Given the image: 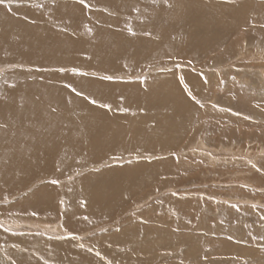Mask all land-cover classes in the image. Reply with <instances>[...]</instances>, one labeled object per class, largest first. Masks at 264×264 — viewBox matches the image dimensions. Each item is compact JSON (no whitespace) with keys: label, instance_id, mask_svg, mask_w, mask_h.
I'll return each mask as SVG.
<instances>
[{"label":"rangeland","instance_id":"374dc122","mask_svg":"<svg viewBox=\"0 0 264 264\" xmlns=\"http://www.w3.org/2000/svg\"><path fill=\"white\" fill-rule=\"evenodd\" d=\"M98 1L3 0V2L0 3V16H4L6 13H9L8 15L12 14V16L23 20H30L26 15V12L31 7V10L29 11H35L38 14L42 13L40 16L41 19L38 21L47 23L53 22V24H58L61 23L58 22L60 19L58 11H60L61 7H65L67 17H63L61 19L68 18L74 20L75 23H78V25L76 24L77 26H74L76 28L71 26H66L64 28L66 30L70 29L68 30L69 33L77 31L81 34L84 32L86 36H90L91 33H95L96 36L94 37V34H92L90 36L91 38L89 37V40H91L94 44L96 43L95 46L97 47H95L94 44L93 46L96 49L98 48L97 51L100 50L102 53H105L103 55H109L107 57L112 56L118 59L124 58V56L128 54L132 57V63H137L142 67L139 71L129 74L121 71H117L118 73H116L115 69H110L113 66H106L104 69H90V71L86 70L83 72H91L93 75L95 74L96 77L98 76L97 78L102 77L103 79L111 76L112 79H105L110 81L109 84H119L124 87L128 85L135 86L137 89H140L139 91L141 94H151V92H153L155 95L148 96L150 100L152 99V101L158 99L165 102H170V100L173 102L172 97L174 98V94L173 92L170 93L171 91L169 89L175 86H173L172 83L170 84V82L167 83L169 76L163 72V69H177L187 66L188 68L190 67L193 69L194 67L199 68L200 72L208 71L209 74H211L210 77L208 76L210 79L207 77H201V87L198 92L199 98H197V95L193 97V90L186 87L185 82L182 81V89L184 88V90L188 91L190 101H195V103L198 104L197 107L199 106V112L197 107L195 110L192 109L193 115L191 114V120H185L183 123H186L185 126H187L185 127L183 124L181 125L186 128V131L183 132L182 135H180L178 127H173V135L170 136V140L177 146L175 149L173 148L174 152H170V147H168L169 149L160 145L158 147V144L153 143L154 141L150 144L151 146L152 143L155 144L152 147L147 145L146 148L145 146L143 150L146 151H144V153H140L143 151L142 149H132V146L125 143V145L122 146L127 147L128 151L126 149H120L122 146L118 147V149H114L115 152H124V156H120V154L116 156V158L115 156L111 157L107 159L106 162L102 163V165L99 164L98 168L91 167V164H80L79 159L76 160L74 157H71L73 162L71 163L72 165H59L51 172V176H47L51 183H53V181H58V183H53L56 186H59L61 182L58 180L60 178L57 176H59V174L63 176L64 180L59 188L62 189V194L66 193L65 202L66 205H69L67 206L68 209H71V211H87L85 216L88 219H94V227L93 224L90 225V223L87 226L90 228L83 225L80 230L78 227L79 231L77 230L76 232L78 234L77 236V234L75 235L61 230H56V233H54V231H47L45 233V229L44 231L36 230V228L33 229L30 225L28 226L25 224L27 219H29L27 221L35 220V222L38 221L36 219H39L38 222H40V219H42L41 217L48 214L49 220L47 219L45 222L49 225H54V223L57 222V218H59V208H56L57 204H54V206L53 204H46L45 208L50 210L49 212L43 213V215H41L42 213H33V219L31 217L27 219L25 217H23V219L22 217H16V219L23 220H21V230H17L16 228L11 229L9 227L11 223L7 222V220H10L0 211V230L3 231V233L9 230L7 232L8 235L11 237L14 236L15 240L17 239V236H23L13 235L12 233L14 232L16 234L24 233L34 235L41 233V235L47 237H60V239L64 240L76 239L75 237H77L80 238V240H83V247H86L90 250V252L94 251L93 253L94 255L96 254L95 256H101L99 261L103 264H264V75L261 73V71L264 70L260 68L261 65L264 64V5H262V8H259L260 10L257 12L258 19L254 18L253 20L255 22H260L258 23L260 25L255 23L259 26V29L255 27L257 25L254 23L248 22L250 25L247 26L239 25L240 27L238 28H236V26H232L233 29L231 34L224 35L218 32L219 34L217 35L210 34L205 37L198 38L190 36V30H201L204 22L209 23V19L211 18L207 15V13L205 14L202 12L199 18L193 19V21H187V24L183 17H178V14L180 13L184 15V11L179 8H174L176 6L175 4H171L166 1L164 2L163 0H108L110 2L101 0L99 3ZM211 1L213 4H220V2H223L228 5H233V3L237 4L245 0ZM55 4L58 5V7L53 6ZM49 5H52L58 10H47L48 8L46 9V7ZM84 12H86L85 18H87L84 20L79 19V17H81L80 14ZM86 20H92L95 24H97L100 20H105L106 22L109 21L110 23H106L105 26V35L100 32H93V29H91L90 26H87L88 23ZM211 22L212 24L215 23V25H217L216 22ZM249 28L252 29L250 30ZM200 35L202 34L200 33ZM143 37L150 41L157 40V38L160 40L166 39V41L169 42L167 44H171V48L175 49L159 52L157 54L159 57L155 55L153 56L154 59H152L151 56H147L149 53L142 47L137 50L134 49L133 51L129 50V47L127 46L138 42L140 39L143 40ZM195 47L198 48V51ZM203 47H206V49L202 50ZM172 50L173 52H171ZM106 51L108 54H106ZM183 53H185V55ZM203 53L208 56L203 55ZM200 55L201 57H199ZM205 57H207V59H205ZM145 59L148 60L146 61ZM127 60L130 62L129 57ZM152 60L158 64L155 65L156 63L152 62ZM149 62L151 64L147 66V63L149 64ZM142 63H144L145 66ZM250 63L260 65H258V67H253L250 66L252 65ZM199 65H201L202 68H200ZM94 70L95 73L93 72ZM221 75L224 76L222 77ZM18 80V78L15 81H13V79L8 80L7 78L5 79L3 76H0V85H7L11 83V81L17 82ZM165 82L168 85H165ZM160 90L162 91L161 93ZM147 101L149 100L145 99L144 103ZM121 103L124 104L123 107L119 105H100H102L101 107L104 108H102L104 111L107 110L108 113L114 115L117 114V116H122L125 119L135 117L134 115L138 114L143 115L145 113L142 112V110L137 109L136 106L127 108L125 102ZM201 104L204 106L210 105L216 112H214L213 109H205ZM166 110L149 109L150 113H145L143 116L153 117L160 114L163 115L165 113L163 111ZM221 111H226L227 113L225 114ZM185 113L188 115L189 112H183V114ZM171 114L172 111H170V115ZM69 115L72 119L75 118L73 112ZM171 118L172 117L167 116L165 120H171ZM153 119L151 120L152 123L148 122L150 123L149 125H152L155 122V117ZM138 123L139 122L135 123L134 128L137 134H141V130L137 128ZM145 124L147 123L145 122ZM131 132L133 131L131 130ZM177 135H179V137H177ZM199 141L203 143L204 146H202ZM70 145L74 147L72 142H69L68 145H65V147L67 146L68 149L70 148ZM168 155H174L176 157L174 163L172 164L174 167L172 172H159V174L162 175H154L158 177L149 180L148 182L150 185L147 183L141 184L136 181V179L129 181L130 183L125 182L124 185L119 183L118 186L121 188L119 189L117 185L116 186L118 188L115 186L118 182L114 180H104L101 184V187H104L102 189L101 187H98L99 182H97V184L92 182L91 184L94 186L91 189H101L104 193L102 198L93 194L92 190L89 188V186H91L90 184L86 183V185L83 186V183L86 181L85 179L89 177L88 172H96L99 168H101L99 170H102L115 164L125 165L133 161L153 160L154 157L159 156L161 158H167ZM111 171H118V168L117 170ZM81 178H84V182L80 184L78 181ZM120 178H122V176ZM154 181L158 182L155 183ZM111 186L115 187L112 188ZM107 189L109 190L108 195L105 193L108 191ZM72 192L74 193L72 194ZM126 192L129 194H126ZM117 194H119V197ZM121 194L122 196H120ZM91 195H93L90 198L93 199L94 204L88 199ZM124 195L128 196L125 198ZM9 199L10 198H6L3 200L8 201ZM98 199H106L105 201L109 200L117 203L114 205V209L110 214L112 218L109 216L110 218L107 220L105 219L104 221L95 222L96 216H92L89 212L93 208L91 207L92 204L96 206V202H94V200ZM119 199L126 201L124 204L126 208L119 206ZM82 201L85 203L82 204ZM119 208H122V211L120 210L119 212ZM141 209H144L147 213L139 212ZM64 210H66L65 213L68 211L67 208ZM116 210L118 212L115 214ZM121 213L124 214L122 215ZM63 214L61 213L62 217H60V219H63ZM34 215H36V218H34ZM51 215L53 218L50 217ZM127 215L132 216L134 220L140 217L139 222L142 220L141 224L136 225L135 227L137 231L140 227L139 230L141 231V238L138 239L137 233V235H133V241L131 237L132 233L128 230L131 222H124L129 220L130 216L128 217ZM134 215L139 217L135 218ZM144 215H147V217L150 216V218L153 219L151 221L154 222L143 221ZM121 216L123 219H121ZM124 218L127 219L125 220ZM59 222L61 224V226L60 224L59 226L63 228V221ZM112 227H116V230L112 231V229H114ZM85 229L89 232L88 234L79 233ZM104 230H108V234L112 232V236L111 234L107 236L108 234H106V231ZM110 230L111 232H109ZM29 231H31V233ZM116 232H118V234ZM87 235H94L92 237L93 241L91 240L92 242L89 244L84 241V239L87 241L88 238L90 239V237H85ZM102 236L105 239L107 238L106 241H104ZM8 237L0 238V251L3 249L2 252L4 253L8 250L6 249L8 246H5L10 241L8 240L10 237ZM100 237H102L101 240L104 243L101 247L99 246L101 241ZM127 240L129 244L131 242V246L129 245V247ZM120 242L123 245L120 244ZM4 248L6 250H4ZM128 249H130V251ZM131 249L134 252H132ZM27 250L30 252L29 249ZM141 250L142 252H140ZM20 251L21 252H18L22 254L29 253L23 249ZM31 253L34 255L36 252ZM19 257L21 258V256ZM5 258L6 257L3 255L0 257V264L13 263V259L10 257H7L8 263H4Z\"/></svg>","mask_w":264,"mask_h":264},{"label":"bare ground","instance_id":"6f19581e","mask_svg":"<svg viewBox=\"0 0 264 264\" xmlns=\"http://www.w3.org/2000/svg\"><path fill=\"white\" fill-rule=\"evenodd\" d=\"M105 1L110 2L108 0ZM163 1L170 2L171 4H175L177 7L175 6L174 8H179L183 10L184 15L180 13L178 14L179 15L178 17H183L186 20V23L187 21L190 20L193 21V19L199 18L202 12H204L205 14L207 13V15L210 16L211 19H209V23H205L203 21L204 25L201 30H197V31H195L194 29L190 30L189 33L190 36L192 37L195 36L198 38H202L210 34L217 35L219 34L218 32L224 35L231 34L233 29L232 26H236V28L240 27L239 25L247 26L250 25L248 24V22L258 24L260 22L257 21L255 22L253 20L254 18L258 19L257 12L258 10H260L259 8H262L261 6L264 5V0H245L241 3H237V4L233 3V5L232 4L228 5L223 2L222 3L220 2V4L219 3L213 4L211 0H163ZM99 2H101V0L98 1V3ZM53 6L58 7V5L56 4ZM53 6L49 5L48 7H46V9L48 8L47 10L53 11L55 9V7ZM29 10H31V7ZM29 10H27L26 15L29 17L30 20H23L12 16V14L8 15L9 13L8 14L6 13V15L4 16L3 15L0 16V76H3V78L5 79L7 78L8 80L13 79V81H15L17 78L19 79L17 82L11 81V83L7 85L5 84L0 85V211L4 216H6L11 221L10 222L7 220V222L11 223V225H16V226L10 225L9 227L11 229L16 228L17 230H21L20 225L23 221L22 220L23 217H25L26 219L30 217L32 218L33 213H40V214L42 213L41 215H43V213L49 212L50 210V209L47 210V208H45L46 204H50V205L53 204V206L54 204H57L56 208L57 209L59 208V218H57V222H55L54 225H49L45 222L49 218L48 214L42 216L40 222H38L39 219H36L38 220L37 222H35V220L27 221L29 219L27 220L25 219L26 220L25 224H27L28 226L30 225L31 228L33 229L36 228V230L44 231L45 229L46 230L44 231L45 233L47 231H54V233H56V230L57 231L61 230L76 235L77 230L79 231L78 227L81 230L82 229L81 226L83 225H86V227L89 225V223L90 225H92L94 219L93 218L88 219L85 216V213H87V211L85 212L83 210L71 211V209L70 210L68 209L67 206L69 205H66L65 202L66 193L62 194L61 192L62 189L59 188L60 185L62 184V181L64 180L62 175L59 174V176H57L60 178L58 180L61 181L59 186H56L53 183H51L50 179L47 176H51L50 175L51 172L54 171L59 165L60 166L72 165L71 163L73 162L71 157H74V159L76 160L79 159L80 164H84V165L91 164V167L98 168L99 164L102 165V163L106 162L107 159L111 157L115 156L116 158V156L120 154H121L120 156H124L125 154L124 152L122 151L115 152L114 149H118V147L125 145V143L129 146H132L131 147L132 149L143 150L145 146L147 148V145H150L151 142L154 141L153 143L158 144V147L159 145L166 148L170 147V149L168 148L170 152H174V149L177 146L174 142H171L170 140V136L173 135L172 134L173 127L174 126H176V128L178 127V131L180 135H182L183 132L186 131L185 127L187 126V125L185 126L186 123L183 124L184 121L188 119L191 120L190 117L192 114V109L195 110V108L198 105L197 103H195L194 100H193L194 102L190 101L188 97L189 96L188 91L184 90V88L182 89L183 87L182 81L185 82L186 87H189L190 89L193 90L192 93L193 97L197 95V98H199L198 92L201 87L200 86V82L202 79L201 77L208 78V76L210 77L211 74H209L208 71H207L208 73L203 71L200 72L199 68H195L194 66H192L194 67V69L190 67L188 68L187 66H183V68H177V69H171V68L163 69V72L169 76L167 83L170 82V84L172 83L173 86H175L169 89L171 91L170 93L173 92L174 94V98L172 97L173 102H171V100L170 102H165L158 99H157L158 101L157 100L152 101V99L150 100L148 96L155 95L153 92H151V94L148 93L141 94V92L139 91L140 89H137L135 86L128 85L124 87L119 84L111 85L109 84L110 83L109 80H105L102 77L97 78L98 76L96 77V75L95 74L93 75L91 72H83L86 70L90 71V69L91 70L97 68L104 69L106 68V66H113L110 69H115L116 73H118L117 71H121L123 73L126 72V74L127 73L129 74L139 71L142 67L137 63H132V59H131L132 57L129 56L128 54L125 55L124 58L118 59L112 56L107 57L109 55L106 56L103 55L105 53H102L100 50L97 51L98 48L97 49L95 48L97 47L95 46L96 43L94 44L91 42V40H89V37L92 34H94V37L96 36L95 33H91L90 36L88 35L86 36L84 32L81 34L80 32L77 31L69 33L68 30L70 29L66 30L64 28L66 26H71V27L77 26L78 23H75L74 20L68 18L61 19L63 17H67V14L65 13L66 10L65 7L64 8L61 7L60 11H58L60 14V19L58 20V22L61 23L58 24L55 23L56 25L53 24V22H51L52 23L51 24L47 22L38 21L39 19H41L40 16L42 13L38 14L35 11H29ZM85 13L86 12L80 14L81 17L78 16L79 19H83V20L86 19L87 17L85 18ZM211 21H213V23L216 22L217 25H215V23L212 24ZM86 22L88 23L87 26H90V28L93 29V32H97V33L100 32L101 34L105 35L104 34L106 31L105 26L106 23L108 22H106L105 20H100L97 24L93 23L92 20L91 21L86 20ZM258 25L255 27L259 29ZM249 29L251 30L252 28ZM200 33L202 35H200ZM144 39L143 40L140 39L138 40V42H135L127 47H129V50L131 51H133L134 49L137 50L142 47L149 53L147 56H151L152 59H154L153 56L157 55L159 52L175 49V48H171V44L170 45L167 44L169 42H167L166 39L160 40L157 38V40L154 41H150L147 39L144 40ZM93 44L95 47L93 46ZM94 48L96 49V51ZM203 49H206V47H203L202 50ZM173 50L171 52H173ZM205 53H203V55L208 56ZM106 54H108L107 51ZM183 54L185 55V53ZM128 57L130 58V62L127 60ZM199 57H201V55ZM148 59L145 60L147 61ZM205 59H207V57H205ZM143 62H144V58H143ZM152 62L154 61L152 60ZM150 64H151L150 62L149 64L147 63V66ZM157 64L158 63H156L155 65ZM258 65L252 64L250 66L258 67ZM199 66L200 68H202L201 65ZM260 68L264 70L263 69L264 64H262ZM93 72L95 73V70ZM261 73L264 75V71H261ZM221 76L223 77L224 75ZM167 83L165 85H168ZM161 92L162 91L160 90V93ZM145 99H148L149 101L144 103ZM93 101H95V103H93ZM121 102H125L127 108L128 107L132 108V106H136L137 109L142 110V112H145L146 114L150 113L149 109L150 110L168 109V110H166L167 112L163 111L165 112L163 115L160 114L157 116L149 117V116H143L145 115L144 113L143 115L138 114V115H134L135 117H130L133 119L130 118L125 119L122 116L121 117L117 116V114L115 115L110 114L108 113L107 110L104 111L103 110L104 108L101 107L102 105H100V104L109 105V106L119 105L123 107L124 104H122ZM203 107L205 109H213L210 105L209 106L203 105ZM214 110L215 109H213V111ZM170 111H172L171 115H170ZM72 112L74 113L75 116V118L73 119L69 115ZM183 112H189V113L187 115L186 113L183 114ZM198 112H199V108H198ZM222 113L226 114L227 112L224 111ZM167 116L172 117L171 120H165ZM154 117L156 119L155 122L152 125H149L150 123H152L151 120ZM136 122H139L137 124V128L141 130L140 131L141 134H137L134 128ZM145 122L147 124H145ZM182 124L185 127L181 126ZM131 130L133 132H131ZM71 135L75 137H72ZM177 137H179V135H177ZM69 142H72L74 147L70 145V148L67 149V146L65 147V145H68ZM153 143L152 146L155 145ZM199 143L202 146H204L203 143H201L200 141ZM152 146L150 145V147ZM120 149L127 150V147L122 146ZM144 151L146 150H143L140 153H144ZM175 159L176 157L174 155L173 156L168 155L167 158H161L159 156V157H154L153 160L150 159L151 161L150 160L133 161L125 165L115 164L111 166L109 164L110 166L107 167L106 169L99 170L101 169L99 168L98 171L96 172L93 171H91V173L88 172L89 177L85 179L86 181L85 183H83V186L86 185V183H88L91 185L89 186V188L91 189L94 186L93 184H91L92 182L95 184L99 182L98 187H101L102 186L101 184L104 182V180H109V181L114 180L118 182L115 184V186L116 185L118 186L119 183L124 185L125 182L130 183L129 181L136 179H137L136 181H138L141 184L147 183L150 185L148 181L158 177L154 175L157 174L162 175L159 174V172L160 173H165L167 171L168 173H170V171L172 172V169L174 168L172 164L174 163ZM117 168L118 171H111V170H117ZM121 176L122 178H120ZM78 182L81 184L82 182H84V178H81ZM115 186H111V187L114 188ZM118 187L119 189H121L120 186ZM91 190L93 194L97 197L102 198V196L104 195V193L101 191V189L99 190V188L98 190L97 189L96 190L91 189ZM108 192L109 190L106 191L105 193L108 195ZM73 193L74 192H72V194ZM126 194L129 193L126 192ZM118 195L119 194H117V196ZM92 196L93 195L89 196L88 198L91 203H93V199L90 198ZM120 196H122V194ZM127 196H125V198ZM6 198L7 199L10 198V199L8 201H4L3 199ZM105 200L103 199L94 200V202H96V206L93 205L94 203L91 206L93 208L89 213H91L92 216H96V218L94 217L95 222L104 221L105 219L107 220L110 217L112 218L110 214L114 209V205L117 203L111 202L109 200L108 201ZM125 200L119 199L118 203L120 207L126 208L124 206L126 202ZM82 202H83L82 204L85 203L84 201ZM127 206H128V202H127ZM65 208H67L68 210L66 213H65L66 210H64ZM122 208H119V212L120 210L122 211ZM116 212L118 211L116 210L115 214ZM139 212L147 213V211H145L144 209L139 210ZM61 213L62 214L64 213L63 219L62 218L60 219V217H62ZM36 215H34V218H36L35 217ZM136 215H134L135 218L139 217V216L136 217ZM132 216L129 217V220H126L128 217L124 218L126 220L124 222H129V221L131 222L128 230L129 232L131 231L132 233L131 237L134 241V236L137 235V233H138V239L141 238V231L139 230L140 227L138 231L135 227L136 225L141 224L142 220L141 222H139L140 221L139 220L140 217H139L137 218L138 220L136 219L137 220L136 221ZM16 217L18 218L22 217L21 219L22 221L20 219H16ZM50 217L53 218L52 215ZM121 219H123V217ZM151 220L153 219L150 218V216L147 217V215H144L143 221L154 222ZM59 221H63V226H64L63 228L60 227L61 224ZM7 222L5 223L8 224ZM120 225H121V221H120ZM94 226L95 225L93 224V227ZM86 229L80 231L79 233L88 234L89 232ZM108 230H104L106 231V234H108L107 233ZM114 230H116V227L112 229V231ZM8 231L6 232L4 231L5 233H3V231L0 230V238L8 237L9 236L7 233ZM29 232L31 233V231ZM109 232H111V230ZM116 233L118 234V232ZM12 234L23 237L17 236L16 240L14 236L12 237L9 236L10 238L8 237L9 238L8 240L10 241L9 243L7 241L8 244L5 245L8 246L6 248L8 249L7 252L5 251L6 254L2 252L3 249L2 251H0V257L2 255L6 257L4 263L5 262L8 263L7 257H10L11 259H13V263L11 264H76V263L103 264L99 261V259H101L100 258L101 256L99 257L97 255L98 256L97 257L95 256L96 254L94 255L93 253L94 251L90 252V250H88L86 247H83L84 245L83 240H80V238L77 237H75L76 239L64 240V239H60V237L52 238L41 235V233L36 234V232H35L36 235L24 234V233L16 234L15 232ZM109 234L107 236H109ZM93 236L94 235L85 236L87 238L90 237V239L88 238V241L84 239V241L88 242L89 244L90 242L93 241L92 240ZM102 237H100V240ZM103 239L104 241H106L107 238L105 239L103 237ZM103 244L104 243L101 240L99 246L101 247V245L103 246ZM120 244L122 243L120 242ZM127 244L129 247L131 242L129 244L127 240ZM6 249L4 248V250ZM22 249L26 250L27 252H29L27 250L29 249L30 252L25 254L19 253L21 252L20 250ZM128 250L130 251V249ZM31 252H36V253H34L33 255V253ZM132 252L134 251L132 250ZM140 252H142V250ZM1 253H4L5 255ZM19 256H21V258Z\"/></svg>","mask_w":264,"mask_h":264},{"label":"snow or ice","instance_id":"6c2138e0","mask_svg":"<svg viewBox=\"0 0 264 264\" xmlns=\"http://www.w3.org/2000/svg\"><path fill=\"white\" fill-rule=\"evenodd\" d=\"M3 2V0H0V3H2ZM81 2H83V0H81ZM105 79H112V77L111 76H108V77H105ZM93 103H95V101H93ZM53 183H58V181H53Z\"/></svg>","mask_w":264,"mask_h":264}]
</instances>
